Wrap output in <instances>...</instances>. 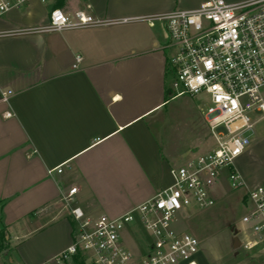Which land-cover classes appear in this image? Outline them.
<instances>
[{"label": "crops", "instance_id": "0c3cea01", "mask_svg": "<svg viewBox=\"0 0 264 264\" xmlns=\"http://www.w3.org/2000/svg\"><path fill=\"white\" fill-rule=\"evenodd\" d=\"M47 1L31 0L1 16L0 33L46 25L56 9L119 20L206 0ZM169 50L161 23L134 20L0 38V91L12 92L0 101V252L7 264L48 263L74 241L71 207L91 218H117L170 187L172 167L208 144L187 153L191 146L170 134L167 108L177 96ZM77 55L83 60L75 69ZM260 150L252 141L235 163L249 188L264 183V169L252 167ZM222 187L218 196L226 181ZM72 188L78 190L68 204L63 197ZM141 228L125 230L139 241L137 256L150 242ZM78 257L52 264H80ZM196 263L214 264L201 252Z\"/></svg>", "mask_w": 264, "mask_h": 264}, {"label": "built area", "instance_id": "2783aa9c", "mask_svg": "<svg viewBox=\"0 0 264 264\" xmlns=\"http://www.w3.org/2000/svg\"><path fill=\"white\" fill-rule=\"evenodd\" d=\"M31 0H0V17L20 10ZM45 3L47 0H39ZM143 21L161 23L168 36L174 73L175 96H202L207 100L204 120L208 147L185 158L171 169L173 184L129 212L110 218H91L71 207L75 222L74 241L46 264L62 263L83 255L87 264H197L200 241L182 232L180 223L194 210H208L227 182L229 190L246 189L248 205L236 225L240 250L264 258V183L249 188L235 163L252 143L258 125L264 123V0L228 3L206 0L198 7L161 15L104 20L85 11L67 15L53 10L43 26L0 33L1 37L61 33ZM77 65L83 60L77 55ZM12 92L0 91L7 102ZM62 173V169H57ZM77 188L63 201L71 203ZM140 224L149 235L145 253L137 256L123 243V232Z\"/></svg>", "mask_w": 264, "mask_h": 264}, {"label": "rangeland", "instance_id": "374dc122", "mask_svg": "<svg viewBox=\"0 0 264 264\" xmlns=\"http://www.w3.org/2000/svg\"><path fill=\"white\" fill-rule=\"evenodd\" d=\"M47 2L45 5H48L50 0ZM174 53L175 49L170 48V59ZM207 104V100L202 96L191 98L184 95L173 99L167 108L170 134L175 135L179 145L191 146L188 147L191 149H188L187 153L197 146L208 143V129L204 120ZM157 126L160 127L156 124V129ZM167 126L165 123L161 127ZM255 132L252 141L261 143V150L252 162V167L260 171L264 169V123L258 125ZM207 147L208 144L196 153L207 150ZM261 178H264V175ZM245 193V188L235 191L228 188L225 193L217 196V203L213 208L194 210L180 223V230L196 236L200 241V252L211 258L214 264H264L261 255L247 253L236 247L241 240V237L235 234L236 225H241L240 219L248 207L247 203L246 205L244 203ZM140 235L144 242L149 239V235L142 228ZM122 238L129 251H139V241L128 231L123 232ZM3 243L0 241V244ZM6 259L0 252V262L7 264Z\"/></svg>", "mask_w": 264, "mask_h": 264}, {"label": "trees", "instance_id": "16d2710c", "mask_svg": "<svg viewBox=\"0 0 264 264\" xmlns=\"http://www.w3.org/2000/svg\"><path fill=\"white\" fill-rule=\"evenodd\" d=\"M0 241L3 242L4 241V236L3 234L0 233ZM78 260H80V264H85V258L82 255H79Z\"/></svg>", "mask_w": 264, "mask_h": 264}, {"label": "water", "instance_id": "95a60500", "mask_svg": "<svg viewBox=\"0 0 264 264\" xmlns=\"http://www.w3.org/2000/svg\"><path fill=\"white\" fill-rule=\"evenodd\" d=\"M239 245L237 244L236 247H238Z\"/></svg>", "mask_w": 264, "mask_h": 264}]
</instances>
